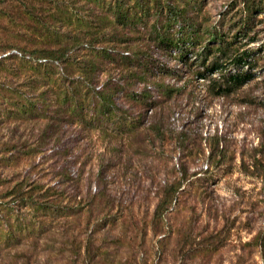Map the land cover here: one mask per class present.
<instances>
[{
	"label": "rangeland",
	"instance_id": "rangeland-1",
	"mask_svg": "<svg viewBox=\"0 0 264 264\" xmlns=\"http://www.w3.org/2000/svg\"><path fill=\"white\" fill-rule=\"evenodd\" d=\"M0 264H264V0H0Z\"/></svg>",
	"mask_w": 264,
	"mask_h": 264
},
{
	"label": "trees",
	"instance_id": "trees-1",
	"mask_svg": "<svg viewBox=\"0 0 264 264\" xmlns=\"http://www.w3.org/2000/svg\"><path fill=\"white\" fill-rule=\"evenodd\" d=\"M244 5H245V11H246V15H245V18H247L248 17V13L251 11V9H253V8H255V6H254V4H247V2H244ZM211 36L213 37H216L217 38V34H216V36H215V33H211ZM108 52L109 53H112V51L109 49L108 50ZM21 54V57H19V58H21V59H27L28 57H26L25 55H23L22 53H20ZM125 55H129L128 53H125ZM242 59V58H241ZM233 61V60H232ZM235 61V60H234ZM240 61V60H239ZM215 65V64H214ZM237 83L238 84H241V83H244L242 80H238L237 81ZM98 89H100V87L98 88ZM16 197H19V196H16Z\"/></svg>",
	"mask_w": 264,
	"mask_h": 264
},
{
	"label": "built area",
	"instance_id": "built-area-1",
	"mask_svg": "<svg viewBox=\"0 0 264 264\" xmlns=\"http://www.w3.org/2000/svg\"><path fill=\"white\" fill-rule=\"evenodd\" d=\"M12 53L17 55L18 57H21V54L18 53L17 51H13ZM43 62H45V60H40V63H43Z\"/></svg>",
	"mask_w": 264,
	"mask_h": 264
}]
</instances>
